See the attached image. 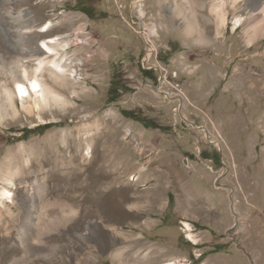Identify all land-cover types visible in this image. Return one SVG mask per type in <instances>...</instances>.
<instances>
[{
  "label": "rangeland",
  "instance_id": "1",
  "mask_svg": "<svg viewBox=\"0 0 264 264\" xmlns=\"http://www.w3.org/2000/svg\"><path fill=\"white\" fill-rule=\"evenodd\" d=\"M17 1L26 0H8L0 12L2 73L17 68L8 40L18 36L4 31L40 37L50 21L49 34L72 40L66 57L80 80L55 87L48 71L41 75L70 103L66 109L40 112L21 99L3 107L0 165L23 174L11 186L0 178V264H204L189 246L201 236L166 228L149 195L169 187L156 174L169 171L175 182L184 160L207 159L217 160L229 194L223 237L246 253L219 255L256 264L264 247V15L259 26L235 24L257 0L228 4L224 22L212 12L223 0ZM175 4L186 20L170 11ZM22 9L34 12L33 27L14 19ZM189 23L198 27L190 36ZM31 181L29 192L23 184ZM3 187L14 202L1 197ZM30 195L28 213L21 200Z\"/></svg>",
  "mask_w": 264,
  "mask_h": 264
},
{
  "label": "bare ground",
  "instance_id": "2",
  "mask_svg": "<svg viewBox=\"0 0 264 264\" xmlns=\"http://www.w3.org/2000/svg\"><path fill=\"white\" fill-rule=\"evenodd\" d=\"M6 2H8V0H0V12L4 8L3 6ZM17 2H24V1H17ZM238 2H239L238 0H231V1L223 0L222 4L217 7L219 9H216L214 7L212 8V12H216L218 14L221 13V15L224 16L223 17L224 19L222 20L224 22L225 16H226L224 12L225 10L224 8H226V6L230 3L231 5H236ZM24 3L28 4L29 0H26ZM187 3L189 4V2ZM251 8H252L253 14L250 17H248V19L243 18V17H237L235 26L239 27L240 25L249 23V21L253 23L255 22L256 23L255 26H259L258 25L259 16L264 15V0H257L253 2L251 4ZM170 11L172 13L173 12L177 13L179 15V18L181 19L186 18L185 17L186 13L184 12L185 9H183V7L179 8V6L175 4V7H171ZM1 15L2 13H0V17L2 18ZM1 18H0V25H2L4 21V18L2 19ZM34 18H35V15L33 11H31L30 9H22L21 11L18 12L17 17H15L14 19L23 20L24 26L33 27L36 22ZM261 21L262 20H260V22ZM260 24L262 27L261 29L264 30V24L263 26H262V22ZM50 26L53 27L52 22L46 21L41 26V28H44V30L37 31L38 33L41 34L40 37L35 36V37H29L27 39L23 38V34H25L26 32H23L22 30L18 29L13 32H10L9 30L4 31L5 32L4 35H6L8 39L13 33L15 34V36H18V39L15 41H13L12 39L8 40L10 41V44L12 45V47L10 46L8 47L9 51L13 53V55L15 54V60H13L12 63L15 64L17 68L15 71L11 70L8 73L7 72L2 73V69L0 67V74L1 73L3 74V78L0 76V117L2 114L3 107L5 105L10 106L12 108H16L15 99H21L22 101L28 100L32 102L34 104V108H36L40 112H43L53 107H57L60 109H66L68 106H70V103H68L65 100V98L61 94H59L51 85H49L48 83H45L41 76L42 73H44L45 71H48L52 76L53 84L55 87L59 86V84H63V86H66V85L72 86L73 84H78L80 80L78 79L79 74L77 73V70H72V67L69 64V59L66 57L68 56L66 53V45H68L72 40L64 41L62 36H58L55 34L54 35L49 34L51 33L50 32L51 28H49ZM185 29H186V33L188 34V36H190L191 34H194L195 32H197L198 27H195L193 24L189 23V24H186ZM0 31H2L1 28H0ZM20 36L22 38H19ZM44 36L45 38H43ZM30 62L32 63L35 62L33 63L34 67L32 70L27 69V67L25 66L26 63H30ZM74 72L77 73V75H74V78H71L72 77L71 75H73ZM10 83H12L13 87L9 86ZM251 89L254 92H257L259 87L256 84L255 85L253 84ZM259 93H260L259 96L264 98V90L262 89ZM24 109L29 110V112L32 111L31 108H26L25 106H24ZM216 143L218 142L216 141ZM18 148H22V147L19 146ZM0 171H1L0 178L5 182V184H7V186L15 185V182L17 179L16 177H19L23 174V170L17 169V167L12 170H9L8 168V171H7L6 168L4 167V164H2V162L0 165ZM23 185L25 187H28L29 189L27 188L26 189L29 190L30 192L31 190L33 191V189L31 188H34L35 184H34V181H31L30 184L27 185V182H24ZM40 189H42L41 186L39 187V191ZM45 189L46 188H43L42 192H45ZM33 196L34 195H30V197H27V198L24 197L21 200V205L27 209L28 213H31L32 210L34 209L33 208L34 206ZM1 197H3L5 200L14 202V199H13L14 194L11 193V190L7 189L6 187L2 188ZM233 203H234L233 209H234V212H236L237 204L235 201ZM0 209H6V204L0 203ZM65 213H66V210H63V216H65ZM69 213L73 215L74 212L70 210ZM252 215L257 219L260 218L256 211ZM249 216L250 215L243 217V222L245 223L251 222V219ZM29 217H30V214H29ZM185 225L187 224L185 223ZM261 227L264 229V223H262ZM188 229L191 230V227L188 226ZM263 233H264V230L260 233L262 235L261 237H264ZM258 235H259L258 233L254 234L255 237H258ZM190 236L192 237L191 234Z\"/></svg>",
  "mask_w": 264,
  "mask_h": 264
},
{
  "label": "crops",
  "instance_id": "3",
  "mask_svg": "<svg viewBox=\"0 0 264 264\" xmlns=\"http://www.w3.org/2000/svg\"><path fill=\"white\" fill-rule=\"evenodd\" d=\"M215 162L217 160L213 159L189 160L188 162L184 160V168L175 167L177 176L175 182H172L173 176L169 171L165 177L156 174L159 181H164L169 187L165 193L164 190L151 192L150 205L151 208L161 212V223L166 222V228L178 230L182 229L181 223H187L193 228V236L197 238L201 236L199 242L189 244L193 251L200 252L199 258H195L193 254L195 260L202 261L204 264H222V262L228 264L233 259L229 256H220L219 253L222 250L226 252L225 255L234 251L242 253L227 242V238L223 237L228 231L229 224L225 216V201L229 199V194L225 188V178L221 179L222 174L218 172L219 170L215 172ZM163 170L167 171V169ZM218 181L219 185H217ZM171 182L173 188L170 187ZM158 185L163 187L165 184L160 182ZM170 205L171 211H168ZM213 231L218 236L215 242L208 238ZM206 241H210L209 243L213 241L214 246H202V243ZM217 245H229V247L217 249ZM256 247L260 251L259 247ZM262 250L264 251V247ZM263 251L256 264L264 262ZM244 254L246 255L243 251L242 255ZM243 264H246V261Z\"/></svg>",
  "mask_w": 264,
  "mask_h": 264
},
{
  "label": "built area",
  "instance_id": "4",
  "mask_svg": "<svg viewBox=\"0 0 264 264\" xmlns=\"http://www.w3.org/2000/svg\"><path fill=\"white\" fill-rule=\"evenodd\" d=\"M182 230L185 232L186 235H188V232H192V230L188 229V225H185V223H182Z\"/></svg>",
  "mask_w": 264,
  "mask_h": 264
},
{
  "label": "trees",
  "instance_id": "5",
  "mask_svg": "<svg viewBox=\"0 0 264 264\" xmlns=\"http://www.w3.org/2000/svg\"><path fill=\"white\" fill-rule=\"evenodd\" d=\"M85 8L81 9L80 11L85 13L86 15H88L90 17V15L84 10Z\"/></svg>",
  "mask_w": 264,
  "mask_h": 264
}]
</instances>
